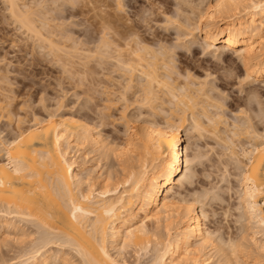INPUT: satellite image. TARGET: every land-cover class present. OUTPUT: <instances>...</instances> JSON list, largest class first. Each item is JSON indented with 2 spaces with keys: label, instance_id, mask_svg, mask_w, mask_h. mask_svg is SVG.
<instances>
[{
  "label": "bare ground",
  "instance_id": "bare-ground-1",
  "mask_svg": "<svg viewBox=\"0 0 264 264\" xmlns=\"http://www.w3.org/2000/svg\"><path fill=\"white\" fill-rule=\"evenodd\" d=\"M109 1L3 0L7 10L4 11L23 35L36 41L38 48H48V55L59 57L56 58L62 61L63 70L70 66L66 71L71 77L78 70L89 68L88 61L93 57L96 67L111 65V73L116 71L125 80L118 84V100L131 101L130 96L126 98L131 92L137 97L131 102L127 100L129 105L136 103L135 107L150 110L149 116L143 113L147 115L143 117L144 125L136 126L133 123L138 118L125 112L133 104L123 107L121 117L128 116L129 120L123 122L127 138L122 144L109 140V134L105 137L97 123L68 113L63 115L66 105L60 110V104H56L60 109H44L45 115L35 112L29 120L18 119L14 130L11 128V136L10 132L4 135V127H0V241L11 239L20 243L22 250L19 260L12 264H74V257L79 264H129L125 252L130 248L138 264L150 251L147 264H264L257 258L251 261L250 257L253 250L264 252V127L258 129L264 126V107L256 110V87L248 88L245 97L236 99L245 108L241 106L236 111L239 119L228 122L224 102L211 94L214 84L209 88L207 76L199 80L188 68L180 72L175 58L177 49L184 47L185 52L189 51L198 37L205 43L204 51L211 49V54L226 64L227 71L229 67L233 69L237 57L245 70L243 80L264 81V0H187V4L183 0L188 6L183 8L179 2L177 5L183 9L176 8L182 13L177 12L176 17L164 14L168 16L164 18L168 26L162 24L164 29L170 25L177 32L175 45L170 46L166 43L167 35L161 31H142V25L131 20L132 15L121 16L119 13L126 11L123 0ZM83 3L89 5L88 11H94L90 12L99 25L96 40L93 32L88 36L87 29L84 42L73 36L71 26L78 24L72 20L87 9H83ZM101 7L110 9L104 11ZM88 44L94 45L93 49ZM4 75H0V81H4ZM78 80L81 84L85 81ZM97 82L95 92H100L102 86ZM5 98V102L0 101V121L4 112L7 117L12 114L10 96ZM248 110L257 113L255 124L247 116ZM158 113L164 116H160L162 123L150 118ZM185 132L192 133L191 138L200 139L206 133L221 141L227 159L235 164L239 210L242 209L248 227L253 230L249 243L248 236L240 232L237 238L234 234L217 236L216 231L207 227L205 210L176 191L179 185L192 184L194 167L201 158L198 153L189 156L191 143L188 137L184 144ZM89 153L93 154L89 156L95 164L88 169L84 160ZM109 155L117 160L120 173L114 169L116 163L110 166L118 177L103 169L101 159L109 160ZM149 223L154 227H149ZM248 227L243 226L242 232L246 233ZM161 228L166 231L165 238L159 234ZM30 235L36 236L29 244L25 240ZM213 255H217V263L212 262Z\"/></svg>",
  "mask_w": 264,
  "mask_h": 264
},
{
  "label": "rangeland",
  "instance_id": "rangeland-1",
  "mask_svg": "<svg viewBox=\"0 0 264 264\" xmlns=\"http://www.w3.org/2000/svg\"><path fill=\"white\" fill-rule=\"evenodd\" d=\"M110 1H109V3H110ZM153 1H155V0H153ZM153 1L152 0H132V1L131 0H123V3L127 6V7L125 6L126 11H125V13H119V14L122 16V15H126V13H127V15H129L130 18L133 16L131 18V20L134 19V21H137L140 25H142L141 26L142 29L140 28L142 31H145L146 29L150 30L151 32L155 31V33L156 32L158 33L161 31L164 35H167V37H166L167 38L166 39L167 45H169V46L172 44L175 45V42H176L175 38L177 36V32L174 30H176V28L170 27V25H169L168 29L167 28H166V30L164 29L165 26L163 27L162 24L168 26L167 24H165V21H166L165 19L168 16L167 15L165 16L164 14L169 13L173 17L174 14L177 15L178 13H182L181 11L178 12L179 10L177 11V9H179V7H180L181 8L180 10H182L184 7H187L188 5H185V4H187V0H186V2H184L185 0L184 1L183 0L182 1H180V0H164V1L163 0H156L155 1L156 3ZM158 1H160V2H158ZM179 2L181 4V6H183V8L180 6V4L177 5V3H179ZM3 3H4L3 0H0V58H1L0 60H2V61H0V72H1L0 75L5 74L4 76H6V78L4 79V81H2L3 79L0 81V101L2 103V101L4 100L3 102H5V100H7V99L6 98L4 99V97L6 95L7 96L9 95L10 96L9 101H11L10 102L11 106H9V107L12 110V114L9 117L6 116L7 113H5V112L3 113L4 116H1L2 118L0 121V127L1 128L4 127V131H5V132L3 131L4 135L7 133L9 134L10 131L13 132L14 127L18 123V119L22 118V120L23 119L29 120V119H31L32 115L35 112H36V115L37 114H39L40 116L45 115L44 111L46 110V108L47 109H49V108L53 109L54 108V110H56L55 108H59V106L56 104H60L63 106L62 108L60 106V108H61V109L59 108L60 110H62L65 105L67 106V107L65 106V108L62 110V113L65 112L63 115L69 114V116L73 115L74 117H76L78 119L80 117V119H82V120L91 121L95 124L97 123L98 125H100L99 129L101 130L102 134L105 137L109 134L108 135L109 140H113L116 144L117 143L122 144L124 142V140H126V138H127L126 137L127 133H125L124 124H125L126 120H129V118H128V116L130 115L129 113H131V115H130L131 118H138L137 119L138 122L133 123L134 125H136V126H138V124L144 125V122H143L144 118L143 117L146 114H148V116H149L150 110L147 107H146L147 109L143 108V107L142 108L135 107L136 103L135 104L131 103L130 105L133 104V106H131L129 108L127 107L125 112L128 116H126L127 117L126 119L124 117H121V116H123L122 114H124V113H122L123 107L128 106L129 102L135 100L137 97L136 96L137 94L134 95L133 93L129 92L130 94H127V96H126V98H128L129 96H130L129 99L132 98L131 101L127 99L129 102L127 100L122 101V99H119L120 101L118 100L119 96L117 93H119V91H117V90L121 89L120 88L121 87L120 82H122L124 79L119 78V76H118L119 73L116 71L114 73L113 72L111 73V71H112L111 65H108V64L104 65V68H106V69L100 68V66L96 67V65H97L96 61L92 57L91 60H89L91 62L89 63V61H88V64H89L88 67L90 69L89 68L81 69L82 67L81 68L79 67L81 70H78V72L76 73L78 75V77H77V75H74L75 73L74 74L71 73V74H73L71 77V75L68 74L69 72L66 71V69H68V67H70V66L67 65L68 67H66V69L64 67L65 70H63V67H62L63 65H61L62 61H60V60L57 61V58L59 59V57H57L56 55H54L55 56L54 57L53 54L48 55V53H49V51L47 53L48 48H44V50H43V48L42 49L38 48V46L36 45V41L34 43L32 38L30 40V39H28L29 37H27L26 35H23V33L17 27L16 23H13V19L9 18V15H7L8 13L6 14V12H5V11H7L5 8L6 5L4 7ZM83 4L85 5V7H84V5L82 6L83 9H85L89 6L86 3H83ZM81 5H79L80 8H81ZM102 7L100 9H102L104 11L110 9V7L106 8V9H104L106 6H104V8H102ZM90 8H91V6H90ZM174 8L175 9L177 8V9L175 10ZM88 9L89 8H87L86 10H83L85 12L87 11L88 14L87 13L85 14V12L82 11L81 15L79 14L75 18L73 17V20H72L73 23L77 22L78 26L76 27L73 24L71 26V27H73L72 29L74 31L73 36H75L76 38L79 37L78 39L82 40L83 42L86 40V36H87L85 34L86 29L89 31V34H90V35L88 34V36H92L91 33L93 32L92 37H94L95 40L97 38V35L99 34L98 33L99 32V27H98L99 25L96 23L97 20L96 21L94 20L95 18L93 17L94 16L93 13H91L94 11L90 10L91 11L90 12V11H88ZM185 9H184V11H185ZM187 9L189 10V8H187ZM188 10H186V11H188ZM110 11L112 12V10H110ZM144 11H146L147 14ZM151 12H152V14H151ZM144 13L146 16L144 15ZM134 14H136V15H134ZM185 14H186V12H185ZM182 15H181V18H182ZM6 16H8V18ZM134 16H137V17H134ZM138 17H140V18H138ZM174 17H176V16H174ZM181 18H179V19L182 20ZM183 18H184V16H183ZM95 24H97V25H95ZM16 27H17V29H16ZM150 31H147V32H150ZM86 33H88V32H86ZM165 33H167V34H165ZM99 35H98V38H99ZM22 36H25L24 40L27 39V41L20 40V39H23ZM182 38L184 39V37H182ZM80 40H78V41H80ZM197 40H195L194 45L192 44L193 46L191 45L189 51L185 52L186 49L184 47H183V49L179 47L182 50L177 49L175 51V58L177 59L176 60L177 68L178 69L180 68L179 69L180 72H183V73L185 71H187V68H188V70L191 71L195 77L196 76H197V78L200 77L199 80L200 79L202 80V78L207 76L205 79L209 82L208 87L209 88H212V87L215 88V90L214 89L211 90V92L213 91L214 93L213 92L212 93L210 92V93L213 95L216 94L214 97H218V98H220V100L222 102H224L223 104H224L225 108H223V112L225 111L224 115L226 117L228 116L227 121L233 122V119L234 120L239 119L238 117H236L235 114H237L236 111L240 110L239 108L243 105L238 103L236 99L238 97L239 98L245 97L246 96L245 92L248 88L254 89V87H256L255 91H257V93H256L257 96H255L256 99H254V100L257 101V99H258V102H259V103L256 102L257 104H259V105L256 104V107H257L256 110H258L259 106L263 108L264 107V81L262 79H259V80H253V82H252L248 78L243 80V78H245V70L243 69L244 67L241 65L242 63H240V61L237 57H235V63L233 64V65H235V67L232 65L233 69L231 70V67H229L228 69H230V70L227 71V69H226L227 66L224 67L226 64L223 63L222 61L220 63L219 62L220 59H218V58L216 59V56L214 54H211V49H207V50L205 49V51H204L203 47H205V43L203 41H201L198 37H197ZM181 41L182 40H180V42ZM68 43H70V42L67 41L66 44H68ZM83 44L84 43H82V46L85 47L84 46L85 44L84 45ZM68 45H70V44H68ZM93 46L94 45L90 44L88 47H92L91 49H93ZM191 50H195V54L193 56L191 54ZM62 54H60L59 56H61ZM63 55L65 56V54H63ZM64 56H62V57L65 58ZM91 68L93 69L94 73H95V71L97 72V73H95L96 75L93 74V72H91V73L89 72V71H92ZM224 68H225V70H224ZM88 69H89V71H88ZM84 70L85 71L87 70V71L85 72ZM226 71H227V73H226ZM91 74H92V76H94V75L95 76L92 78ZM227 74H228V76H226ZM229 74H231V75H229ZM88 76H89V79H88ZM98 76H100V77L98 78ZM76 77H77V79H76ZM78 78L79 79L83 78V80H85L84 78H86V80L89 81V83L93 82V83H90L92 86H95L96 85L95 83H98L97 81H100L99 84L102 86L100 88L102 91L99 90V88L97 87V90H99L100 92H95L96 86L94 88H92V86L86 80H85L86 82L82 81V84L80 82L78 83V81H79ZM90 78H91V80H90ZM93 79L95 80V82L93 81ZM241 79H242V81H241ZM119 80H121V81H119ZM117 82H119V83H117ZM124 82H125V80H124ZM118 84H120V85L118 86ZM212 84H214V86ZM86 85L88 87H85ZM211 85H212V87H211ZM87 89L90 92H87L88 91ZM103 90H104V93H103ZM106 90L111 92V93L106 92ZM114 92L116 95L114 94ZM73 93L75 96L74 95L72 96ZM219 94H220V96H217ZM89 96H91V97H89ZM115 96H116V98H115ZM117 96H118V98H117ZM86 97H87V99L85 101ZM110 97L113 99V101ZM106 98L110 99V100H107ZM133 98H135V99H133ZM58 100H59V102H58ZM88 100H89V103H87ZM60 101H61V103H60ZM37 102H39L40 104ZM6 103H7V101H6ZM72 105L73 106L75 105L74 108L77 111L74 108H73L74 110L72 109V107H73ZM254 105H255V103H254ZM78 107H80L79 110H78ZM260 107H259V109H260ZM137 108H140V110ZM243 108H245V106H243ZM70 109H72V110L70 111ZM100 109H101V111H100ZM119 109H120V111H119ZM263 111H264V109H263ZM71 112H72V114H70ZM141 112H142V114H140L138 117L137 114L141 113ZM250 112L251 111H249V110L247 111V113H248L247 116H249L251 118V120H252V118L254 119L252 121V123H254V121H258L257 116H255V118H257V119L254 118V115L257 113L255 111H254L255 113L254 112L250 113ZM77 113H79V114H77ZM143 113H146V114H143ZM104 114H105V116H103ZM156 115L157 114H152L150 118H153V119L156 118L155 119L156 122L158 121L159 123H162L163 118L160 116H163V114L158 113V115L157 116ZM141 118L143 120H141ZM123 122H124V124H123ZM101 123H102V125H101ZM256 125L258 126V122ZM259 126H260V124H259ZM12 127H13V130L11 129ZM263 127L264 126H260V127H258V129L262 130ZM11 132H10V136L13 135V133L11 134ZM260 132H262V131H260ZM263 133H264V130H263ZM189 135L192 137V133L185 132L184 144H186L185 142L188 143L187 140H188V137H190ZM209 135L210 134L205 133L203 135V137H200V139L199 138L195 139V137H193L194 138L193 139L190 137L189 144L191 143L190 144L191 147L188 150L189 156L196 155L198 153L201 158L198 159L196 166L194 167L195 168L194 169L195 175L193 176L194 179L192 180L193 181L192 184L190 186L188 185L189 187L187 185L186 186L183 185L182 187H179L180 186L179 185V186H177L176 191L181 193L182 195L185 194L184 196L186 197L187 200L192 201V202L196 201V203H197L196 206L198 207V209H200V207H202L203 211L205 210L204 212H206V216H207L206 222L208 221L206 223L207 227L210 230L216 231L217 236L219 235V237L222 236L224 238L228 237L229 235L232 237H234V235H235L236 238L239 237L240 235H242L244 237L248 236L246 238V240L249 243L250 238L253 237V233H252L253 230L251 229V226H250V228L248 227L250 224L248 222L246 223V219L242 213V209L239 210V208L241 206H240V202H239L237 194L239 195L238 189H240V187H239V184L237 181L238 176L236 175V173H238V170H237V168H235L236 166L234 167L235 164H233V162L231 163L230 160L227 159L226 153L224 151L225 149H224L223 145H221V141L217 140L216 138L214 139L213 137H210L211 135L210 136ZM7 136H9V135H7ZM245 140L246 139H243V142H245ZM238 143H240V142H238ZM81 151H83V149ZM81 151H78V153L80 154ZM83 153H84V151L82 152V154ZM87 155H86V159L84 160L85 164L87 165V166L86 165L85 166L87 168L88 167L91 168V165L95 164V162L93 160H90V158H91L90 156L93 157V154L90 155V153H89ZM82 157L80 158L81 160H82ZM101 158H103V157H101ZM107 158L109 160L111 159L110 162L107 159H106L107 161L104 160V158L101 159V162H103V163H101V162L100 163L103 164L102 165L103 169L104 170L108 169V170L113 171V169H111L110 164L112 163L111 165H113L112 167H114V164L116 163L114 169H115V171H117V170L119 171V169H120L119 166H118V168H116L117 167L116 165L118 164L117 160L113 158L114 159V162H113V159H112V157H110V155ZM92 162H94V163H92ZM104 164H106V165H104ZM224 166H226V167H224ZM115 171H113V172L116 174L118 171L117 172H115ZM118 173H120V171ZM118 175L116 174L115 177H118ZM119 178H120V176H119ZM119 178H117V179H119ZM228 180H229V182H228ZM231 186H232V189H231ZM204 194H205V197L203 196ZM197 195L199 196V198L197 197ZM201 196H203V198ZM198 199H201V201ZM226 209H227V211H226ZM228 210H229V212H228ZM241 213H242L243 217H241L242 215L240 216ZM246 224H247V226H246ZM241 225H242V228L240 227ZM243 226L248 227L247 229L249 231L247 230V231H245L246 233H243L242 232ZM149 227L153 228L154 224L149 223ZM28 230L31 231L32 228H29ZM161 230H162V228H161ZM159 232H160L159 234L162 235L161 236L162 238L166 235L165 230H162ZM218 232H219V234H218ZM238 232H240L241 234L239 233L240 234L239 235ZM248 232H250V233H248ZM222 233H224V234H222ZM236 234H238V235L236 236ZM243 234H247V235H243ZM30 236H29V238H31V240L29 238L25 240L26 242L28 241L29 244L36 235L35 236L30 235ZM32 236H33V238H32ZM257 238H259V236ZM3 239H5V238H3ZM3 241L7 242V243L5 244V243H3ZM3 241H0V243H1L0 244V264H12V263L18 261L20 254H21V251H22L20 248V243L18 245L17 242L14 243V241H11V239H10V241L9 240H3ZM26 242H25V245L28 244ZM132 250L133 249L130 248V249H128V252L127 251L125 252L126 259L128 260L129 264H136V263L138 264V262L134 261L136 256H135L134 251H132ZM256 251L257 250L252 251V253H254V252L255 253L254 254L251 253V255H252V256H250V257H252L251 261L253 258L254 259L257 258L259 260L264 261V252L259 251V250H258V252H256ZM151 253L152 252L150 251L149 254L144 256V258L142 257L139 260V262H140L139 264H145L146 262L148 263V260L151 257L150 256ZM256 255H258V256H256ZM148 256H150V257L148 258ZM212 258L214 259L212 262L217 263V259H218L217 255H215V256L213 255ZM71 261H72V263L76 264L78 260L76 257H74V258H71ZM248 261L251 262L250 258L248 259ZM134 262H136V263H134ZM244 263L245 262H243L242 264H244ZM55 264H59V263L56 262ZM77 264H79V262Z\"/></svg>",
  "mask_w": 264,
  "mask_h": 264
}]
</instances>
